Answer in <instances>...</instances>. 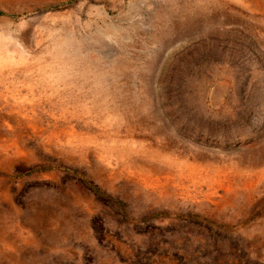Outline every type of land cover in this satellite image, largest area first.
<instances>
[{
  "label": "rangeland",
  "instance_id": "obj_1",
  "mask_svg": "<svg viewBox=\"0 0 264 264\" xmlns=\"http://www.w3.org/2000/svg\"><path fill=\"white\" fill-rule=\"evenodd\" d=\"M0 264H264V0H0Z\"/></svg>",
  "mask_w": 264,
  "mask_h": 264
},
{
  "label": "bare ground",
  "instance_id": "obj_2",
  "mask_svg": "<svg viewBox=\"0 0 264 264\" xmlns=\"http://www.w3.org/2000/svg\"><path fill=\"white\" fill-rule=\"evenodd\" d=\"M7 36L6 34H4ZM44 39V38H43ZM46 39V38H45ZM51 44V54L49 55L51 58V64L56 65L58 67H61L63 65H66L68 63H74L78 58L80 59L82 55L78 53L75 49H72V52L67 48V46L70 45V36L65 35L64 37H52L49 39ZM72 40V39H71ZM75 40V39H73ZM18 42V41H17ZM72 44V42H71ZM48 46V45H47ZM75 46V45H74ZM73 46V48H74ZM19 47L21 48V57L27 56V52L25 48L19 44ZM49 48V47H48ZM20 50V49H19ZM10 51V50H9ZM74 51V52H73ZM5 52V51H4ZM13 52V51H12ZM29 52V51H28ZM47 53V52H46ZM17 54V53H16ZM29 54V53H28ZM45 54V53H44ZM12 56V55H11ZM19 56V57H20ZM47 56V55H46ZM24 59V58H23ZM83 60V58H82ZM48 63V62H47ZM85 63V62H84ZM83 64V63H82ZM28 66V65H27ZM30 66V65H29ZM28 66V67H29ZM75 66V65H74ZM83 67V66H82ZM79 68V67H78ZM27 69V68H26ZM31 68H29L30 70ZM83 69V68H82ZM22 70V69H21ZM24 70V69H23ZM19 71V70H18ZM28 71V70H27ZM24 72V71H23ZM29 72V71H28ZM86 72V71H85ZM17 73V72H16ZM23 74V73H22ZM57 75V74H56ZM79 76V75H78ZM56 79V78H55ZM64 81V80H63ZM61 82V81H60ZM100 82V81H99ZM96 85V84H94ZM2 86V85H1ZM14 86V84H13ZM99 86V85H98ZM7 89V88H6ZM13 107V106H12Z\"/></svg>",
  "mask_w": 264,
  "mask_h": 264
}]
</instances>
